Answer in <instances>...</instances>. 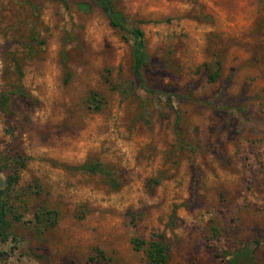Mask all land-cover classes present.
Returning <instances> with one entry per match:
<instances>
[{
    "label": "rangeland",
    "instance_id": "374dc122",
    "mask_svg": "<svg viewBox=\"0 0 264 264\" xmlns=\"http://www.w3.org/2000/svg\"><path fill=\"white\" fill-rule=\"evenodd\" d=\"M112 2L142 81L90 0H0V94H27L0 109V263L148 264L130 240L162 236L168 264H264V0Z\"/></svg>",
    "mask_w": 264,
    "mask_h": 264
},
{
    "label": "trees",
    "instance_id": "16d2710c",
    "mask_svg": "<svg viewBox=\"0 0 264 264\" xmlns=\"http://www.w3.org/2000/svg\"><path fill=\"white\" fill-rule=\"evenodd\" d=\"M90 2L101 10L112 27L118 28L121 32L129 34L135 39L136 45L133 47L134 54L132 73L138 81H142L141 67L145 57L143 51V32L138 28H129L126 25L124 17L115 8L112 0H90ZM16 68L17 70L19 69L17 65ZM19 73H21L20 70ZM216 76L217 71L212 73V75L210 76V80L213 81ZM13 95L25 97L27 94L20 87L1 93V110H7L8 103ZM91 103L96 109H100L101 103L100 100L96 98L95 93L91 95ZM78 168L82 172L87 174L100 175L107 181L109 185H111V187H113L114 189L118 188L117 180L112 176L111 170L101 163H83L78 166ZM17 183L18 173L15 172L13 175H10L7 178L5 185L0 188V243H6L9 238L12 237L10 216L13 217V219H15L16 221L20 220L19 217L16 216L13 212V204L11 202L12 196L15 193V186L17 185ZM35 217L39 221L42 220L41 217H44L47 220L51 221L54 220L55 212L52 210H47L41 213V215L39 213L36 214ZM130 242L133 248L136 250H141L144 247H147L148 264H168V249L164 241L162 240V236H160L159 239H151L149 241L143 238L134 237L130 240ZM1 255L2 252H0V256Z\"/></svg>",
    "mask_w": 264,
    "mask_h": 264
}]
</instances>
